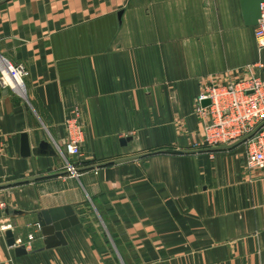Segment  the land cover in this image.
Returning a JSON list of instances; mask_svg holds the SVG:
<instances>
[{
  "label": "crops",
  "instance_id": "obj_1",
  "mask_svg": "<svg viewBox=\"0 0 264 264\" xmlns=\"http://www.w3.org/2000/svg\"><path fill=\"white\" fill-rule=\"evenodd\" d=\"M0 55L29 70L26 98L0 84V264H264V170L195 145L206 83L264 79L241 0H0ZM63 204L79 222L48 247L38 211Z\"/></svg>",
  "mask_w": 264,
  "mask_h": 264
},
{
  "label": "built area",
  "instance_id": "obj_2",
  "mask_svg": "<svg viewBox=\"0 0 264 264\" xmlns=\"http://www.w3.org/2000/svg\"><path fill=\"white\" fill-rule=\"evenodd\" d=\"M255 36L259 48H264V1L261 3V15L255 24ZM29 70L23 63H13L0 55V84L10 86L26 98L24 78ZM209 99L206 105L203 100ZM198 112L203 117L199 130L197 146H216L234 142L250 133L264 121V79L256 74L228 82L211 81L206 83L197 96ZM65 148L69 157L66 158V169L78 176L80 173L71 157L81 154L84 140L83 123L78 112L66 118ZM247 163L250 167L264 170V123L257 131L243 141ZM57 147L62 151L58 143ZM7 225L2 226L6 229ZM30 233L29 240L34 238ZM25 243L22 238L15 239V245Z\"/></svg>",
  "mask_w": 264,
  "mask_h": 264
},
{
  "label": "water",
  "instance_id": "obj_3",
  "mask_svg": "<svg viewBox=\"0 0 264 264\" xmlns=\"http://www.w3.org/2000/svg\"><path fill=\"white\" fill-rule=\"evenodd\" d=\"M263 1L264 0H241L244 18L247 24L255 25L258 22V19L261 15V3ZM209 102H210L209 99L203 100L204 105L208 104ZM263 123L264 121L258 124L246 136L234 142H231L229 144H223V145L208 146V147L200 148L197 150L198 151L202 149L203 150H215V149L233 147L243 142L248 137L252 136ZM129 137L131 136L123 137L121 141L124 143L125 140H127ZM21 151L23 155H29L32 152V148H31L30 140H29V134L25 131L22 132V150ZM187 151H193V150H187ZM141 155L143 154H137L135 156L137 157ZM113 161L115 160H110V161L101 162V163H108V162H113ZM46 175H49V174L38 175L32 178H24V179L16 180L14 182H21V181L30 180L33 178L43 177ZM10 183H13V182H10ZM78 222H79V216L77 215L73 205L71 204H63V205L54 206L50 208H44L38 211V222L37 223L39 225V229L41 233L44 236L45 244L48 247L56 246L60 243H65L66 238L64 236L63 230ZM5 236H6L8 244L14 246L16 237L14 235L12 228H7V230L5 231ZM15 250L17 253L20 254V253L26 252L27 248L25 244H19L15 246Z\"/></svg>",
  "mask_w": 264,
  "mask_h": 264
}]
</instances>
